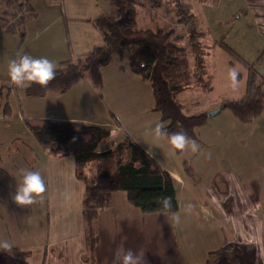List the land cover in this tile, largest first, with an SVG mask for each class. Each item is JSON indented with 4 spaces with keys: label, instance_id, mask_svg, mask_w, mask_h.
Wrapping results in <instances>:
<instances>
[{
    "label": "rangeland",
    "instance_id": "1",
    "mask_svg": "<svg viewBox=\"0 0 264 264\" xmlns=\"http://www.w3.org/2000/svg\"><path fill=\"white\" fill-rule=\"evenodd\" d=\"M30 1L37 13L25 25L24 36L0 31V90L10 82L16 93L8 98L10 115L14 113L13 122L0 118V242L8 241L12 245L11 250L0 249V253L16 250L26 264H97L95 248L91 249L84 234L81 216L83 184L74 176L72 157L61 160L49 157L44 160L25 122L16 120L19 112L28 120L41 116L37 112L48 108V101L51 100L47 99V103H44L41 97L21 94L26 86L13 84L7 72L12 59L25 54L34 58L43 57L41 52L46 51L49 35L51 41L57 38L60 42L64 38L61 51L68 55L69 32L71 42L76 46L79 43V34L72 30L73 25L79 23L75 18L86 16L89 19L97 10V3L95 0H54L55 7L48 8L46 0ZM151 1H140L137 5L139 28H170L174 32L173 39L180 38L177 44L186 51L189 59L191 49L188 36L192 31L196 33V40L202 48L205 73L203 86H191L178 95L185 114L207 115L224 100L241 99L247 79V69L241 61L264 76V0H157L154 8L150 5ZM162 11H166L167 16ZM7 41L11 44L7 45ZM67 45L68 49H65ZM76 46H71V50L76 51ZM116 63L127 67L125 60L117 59ZM209 77L210 88L207 87ZM80 93L72 97L74 101ZM148 97L152 106L153 97L149 90ZM102 100L95 104L89 97L86 103L74 102V116L91 120L88 116L92 114L94 118H107L108 123L114 122V116L120 117L122 123L123 115L116 113L119 111L117 106L112 105L117 109H107V114L103 113L106 107L103 96ZM3 105L2 93L0 110ZM147 113V116L154 115L156 118L159 115L150 114L149 110ZM231 122H236L239 128L234 130L233 127L227 131L225 128ZM127 125L135 127L131 120L127 121ZM263 130L264 113L252 123L244 124L229 109L222 108L196 129L197 140H188L183 149L174 148L167 137L161 136L164 138H161V143H156V148L168 153L185 181L178 190V197L185 203L184 207L178 215L171 214L166 225L162 221L161 264H175L166 258L165 253L168 251H176L181 256V263L176 264H208L215 258L233 261L238 257L249 264H264V226H258L255 230L251 226V230L236 236L233 241L224 235V240L212 243L207 251L203 248L210 245L211 241L204 243L197 233L202 225L220 231L212 224L218 205L226 199L225 205L229 206V201L232 202L228 197L236 198L239 203L247 200L256 207L258 204L264 206V150L260 147L264 144ZM118 138L113 143L122 139L123 135L120 134ZM232 138L236 139L233 142L220 141ZM192 142L198 146L195 151ZM33 147H37V150ZM109 147L103 141L97 151H105ZM32 148L34 150L29 154ZM112 163L106 162L105 168L112 171ZM97 167L99 164H94L91 170ZM26 169L41 173L46 191L32 205L20 207L14 204L11 197L15 184H18ZM218 182L230 183V189H219ZM206 212L208 219H205ZM262 215L264 218V213ZM226 218L232 220L228 214ZM220 229L224 228L221 226ZM96 233L100 237L97 228ZM122 245L120 249L143 251L142 264H147L146 247H138L140 245L132 241L123 242Z\"/></svg>",
    "mask_w": 264,
    "mask_h": 264
},
{
    "label": "trees",
    "instance_id": "2",
    "mask_svg": "<svg viewBox=\"0 0 264 264\" xmlns=\"http://www.w3.org/2000/svg\"><path fill=\"white\" fill-rule=\"evenodd\" d=\"M140 1L149 0H110L114 15L99 16L93 21L102 36L103 45L76 60L62 61L56 69L55 79L44 86L32 84L24 92L35 98L48 92L63 93L83 75H87L93 86L100 89L101 69L114 59L125 60L132 74L150 84L153 97L151 111L159 114L160 129L166 133L160 135L170 140L171 134L183 132L188 140H195L196 129L206 122L207 115L185 114L178 95L191 86H203L202 48L192 31L188 36L189 59L186 51L177 44L180 38L173 39L174 32L170 28H139L136 10ZM34 16L35 10L28 0H0V31L23 37L25 25ZM241 63L247 69L244 96L239 100H224L219 105L229 109L238 121L250 123L264 113V76L244 61ZM207 82L210 88V77ZM0 111L10 115L8 103H4ZM24 122L45 154L73 158L75 177L83 184L81 216L84 234L92 250L98 242L97 217L111 206L114 192H125L128 202L143 214H174L178 211L171 176L127 135L100 152L97 149L110 136L109 128L48 119ZM108 161L113 162L112 171L105 168ZM94 164H99V167L92 171ZM215 259L208 264H249L240 257L233 261ZM0 264L26 262L13 250L0 253Z\"/></svg>",
    "mask_w": 264,
    "mask_h": 264
},
{
    "label": "crops",
    "instance_id": "3",
    "mask_svg": "<svg viewBox=\"0 0 264 264\" xmlns=\"http://www.w3.org/2000/svg\"><path fill=\"white\" fill-rule=\"evenodd\" d=\"M53 1L54 0H46V3H49L48 8L55 7ZM28 2L33 6L30 0H28ZM95 3H97V5H95L97 10L90 16L89 19L85 18L86 16L75 18V20H78L79 23L73 25L72 30L74 33L79 34V43L77 46L71 42V32H69L67 39L69 41L70 53H68V55L63 54L61 47H64V38L61 36L63 40L60 42L57 41V38L51 41L52 37L49 35L46 42V51L41 52L43 57H47L49 60L56 63L58 67L62 61L76 60L79 56L89 53L95 47H100L103 45L102 36L100 32L94 27L93 21L99 16L111 17L112 13H114V9H112L113 6L110 0H95ZM105 11L107 12L105 13ZM165 12L166 11H162V14L164 15ZM36 13L37 10H35V16ZM165 16H167V12ZM53 22H55V20ZM2 43L1 46H3ZM6 44L9 45L11 43L7 41ZM71 46H76V51H72ZM65 49H68V45L67 47L65 46ZM22 51L23 50L19 52L21 53ZM116 60L117 59H114L110 64L101 69L102 86L100 89L93 86L87 75H83V77L80 78V80H78L69 90L63 93L48 92L43 97H41L44 100V103H47V99L51 100V102L48 101L49 107L44 111H38V115L41 116H36L32 119L62 120L79 123L86 126H101L109 128L110 136L104 142L108 143L110 146L116 141V139H119L118 136L120 134L123 135V137L127 135L171 176L178 201V211L174 213V215H178L179 211L185 205V203L182 202L178 197V190H180V187L184 186L185 181L180 170L173 165L171 157L168 155V153L156 148V143H161V138L164 137H161L163 135L157 133V129L161 128L162 125L160 123L159 115L157 117L159 121L154 115H150L151 117L147 116L148 110L150 114H155L151 111L152 106H150V100L148 97L149 90L152 98L150 86L147 85L145 81L140 80L130 71H128V66L125 68L123 66L116 65ZM26 88L27 86L23 88L21 94L29 97L24 92ZM79 91H81V93L75 98L76 100L74 101V98L72 97H75L76 93ZM2 93L3 104L10 103L8 102V98L16 95L15 88L13 85H10V82L2 87ZM102 96L106 100L105 104L107 107L104 108L103 113L107 114V109H117L118 107L119 111L115 112L117 114L121 113L120 115H123L122 123L120 121V117L116 118L114 116H112L114 122L110 123L107 122V118H94L92 114H89L88 116V119L91 120H85L74 116V102L79 104L86 103L90 97L92 101L97 104L99 102H103ZM68 99H71L72 101L69 102ZM112 105L117 107L113 108ZM2 114L3 113H0L1 120L7 118V122H13L14 113H12L10 116L3 114L6 117L1 116ZM16 120L17 122L22 121L24 123V121L28 119H25L24 114L19 112L17 114ZM129 120L134 122L135 127L131 128L127 125V121ZM238 126L239 125L236 122H231L230 125L225 129L229 131L234 127L233 129L237 130L239 128ZM262 133H264V130ZM235 139L236 138L227 140L221 139L220 141L233 142ZM195 140H197V136ZM252 140L256 141L258 139ZM260 147L262 150H264V144H262ZM33 148L37 150V147ZM33 148L30 150L29 154L33 152ZM39 150L42 153L44 160L48 159L49 157H53L45 154L40 147ZM61 159L65 158H60L59 160ZM51 171H53V168ZM224 185L226 187H224ZM218 186L219 189H227V191L230 189V183L218 182ZM228 199L232 200V202L229 201V206L225 205L227 199L218 205L214 222L212 224L219 228L220 231L214 227L204 226L202 224V226L199 227L200 229L197 233L200 234V239L203 240L204 243L211 241L210 245L203 248L205 251L208 250L209 246H212V243H218L224 240L223 238H226L224 235L227 236L229 241H233L236 236L239 237L244 235L246 231L251 230V226H254L253 230H255L258 226H264V218L262 215L264 213V206H260L262 204H258V207H256L250 204L247 200H245L243 203H239L234 197H228ZM258 209L260 210L258 211ZM226 211L228 212L226 213ZM226 214H228L232 220L227 219ZM171 217L172 215L168 213L143 214L138 208L134 207L128 202L125 192H114L111 196V206L108 209L100 212L96 220V228L100 235L95 246L96 260L98 261L97 264H114V257L116 256L118 250L123 246V242L128 241H132L133 243L140 245L138 247H146V255L148 258L147 264H161L163 258V253L160 248L162 221L163 225H166L167 220ZM205 219H208V212H206ZM234 219H237V221ZM221 226L224 229L221 230ZM134 252L142 253V255H144L143 251L137 250ZM165 254L170 263H181V256L178 254V252L168 251ZM154 260H156L158 263Z\"/></svg>",
    "mask_w": 264,
    "mask_h": 264
},
{
    "label": "clouds",
    "instance_id": "4",
    "mask_svg": "<svg viewBox=\"0 0 264 264\" xmlns=\"http://www.w3.org/2000/svg\"><path fill=\"white\" fill-rule=\"evenodd\" d=\"M57 65L47 57L34 58L27 54L12 59L8 64V77L18 87L32 84L44 86L55 79ZM158 134H166L162 129H157ZM170 144L176 149H183L188 143V138L183 132L170 135ZM193 150L198 147L192 142ZM46 191V183L39 171L24 170L18 184H15L12 201L15 205L26 207L35 203ZM167 203V202H166ZM12 245L8 241L0 242V249L11 250ZM142 253L132 250L119 249L114 257V264H142Z\"/></svg>",
    "mask_w": 264,
    "mask_h": 264
},
{
    "label": "water",
    "instance_id": "5",
    "mask_svg": "<svg viewBox=\"0 0 264 264\" xmlns=\"http://www.w3.org/2000/svg\"><path fill=\"white\" fill-rule=\"evenodd\" d=\"M220 109H222V106H219L216 110H213V111L207 113V117L210 118V117L214 116Z\"/></svg>",
    "mask_w": 264,
    "mask_h": 264
},
{
    "label": "built area",
    "instance_id": "6",
    "mask_svg": "<svg viewBox=\"0 0 264 264\" xmlns=\"http://www.w3.org/2000/svg\"><path fill=\"white\" fill-rule=\"evenodd\" d=\"M156 2H157V0H152V1L150 2V5L152 6V8H154V7L157 6L156 4H154V3H156Z\"/></svg>",
    "mask_w": 264,
    "mask_h": 264
}]
</instances>
